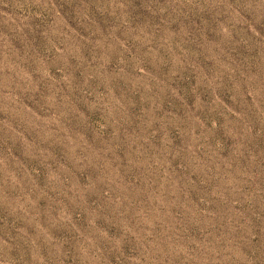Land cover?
<instances>
[{
	"label": "rangeland",
	"instance_id": "1",
	"mask_svg": "<svg viewBox=\"0 0 264 264\" xmlns=\"http://www.w3.org/2000/svg\"><path fill=\"white\" fill-rule=\"evenodd\" d=\"M0 264H264V0H0Z\"/></svg>",
	"mask_w": 264,
	"mask_h": 264
}]
</instances>
